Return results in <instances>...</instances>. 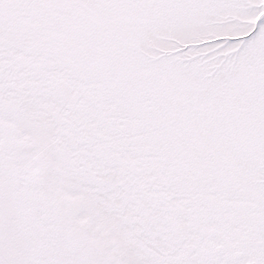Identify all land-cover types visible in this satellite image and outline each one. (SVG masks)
I'll list each match as a JSON object with an SVG mask.
<instances>
[{"label":"snow or ice","instance_id":"1","mask_svg":"<svg viewBox=\"0 0 264 264\" xmlns=\"http://www.w3.org/2000/svg\"><path fill=\"white\" fill-rule=\"evenodd\" d=\"M0 264H264V0H0Z\"/></svg>","mask_w":264,"mask_h":264}]
</instances>
